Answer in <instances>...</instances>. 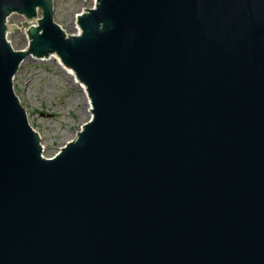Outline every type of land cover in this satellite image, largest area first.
<instances>
[{
	"label": "water",
	"instance_id": "obj_1",
	"mask_svg": "<svg viewBox=\"0 0 264 264\" xmlns=\"http://www.w3.org/2000/svg\"><path fill=\"white\" fill-rule=\"evenodd\" d=\"M95 2L69 36L54 0H0V264H264V0ZM29 56L92 104L50 159L14 90Z\"/></svg>",
	"mask_w": 264,
	"mask_h": 264
},
{
	"label": "rangeland",
	"instance_id": "obj_2",
	"mask_svg": "<svg viewBox=\"0 0 264 264\" xmlns=\"http://www.w3.org/2000/svg\"><path fill=\"white\" fill-rule=\"evenodd\" d=\"M94 4L95 0H54L53 21L67 35L77 34L76 15L84 11L82 9H92ZM42 17L39 10L36 19ZM37 20L28 21L17 13L9 17L8 23L19 29L8 34L14 50L27 49L29 38L26 30L38 25ZM59 62L57 56L42 59L29 56L20 64L14 79L15 93L26 110L29 124L42 134L43 156L48 159L74 140L82 125L91 118L87 106L89 97Z\"/></svg>",
	"mask_w": 264,
	"mask_h": 264
},
{
	"label": "bare ground",
	"instance_id": "obj_3",
	"mask_svg": "<svg viewBox=\"0 0 264 264\" xmlns=\"http://www.w3.org/2000/svg\"><path fill=\"white\" fill-rule=\"evenodd\" d=\"M7 23H8V20H7ZM79 30H80V29H79ZM59 63H60V62H59ZM60 66H61V67L67 72V74H68L71 78L74 79L75 83L79 84V86L82 88L84 94L88 97V94H87V91H86V87H85V85L82 84V83H79V82L77 81V79H76V75H75V73L73 72V70L70 69V68L65 67L62 63H60ZM86 96H85V97H86ZM86 99H87V98H86ZM87 106H88V109H89V110H90V106L92 107V104H91V101H90L89 98H88V100H87ZM89 110H88V111H89ZM90 113H91V111H90Z\"/></svg>",
	"mask_w": 264,
	"mask_h": 264
}]
</instances>
